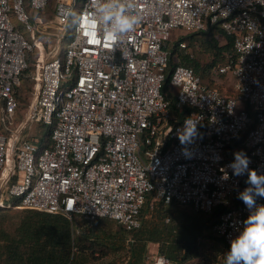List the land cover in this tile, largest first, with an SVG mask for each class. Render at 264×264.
I'll list each match as a JSON object with an SVG mask.
<instances>
[{
	"label": "built area",
	"instance_id": "built-area-1",
	"mask_svg": "<svg viewBox=\"0 0 264 264\" xmlns=\"http://www.w3.org/2000/svg\"><path fill=\"white\" fill-rule=\"evenodd\" d=\"M139 5L142 23L106 47L60 12L78 17L94 10V0H0V209L107 219L133 232L149 196L203 214L226 206L213 229L231 249L251 214L238 199L248 185L229 167L234 154L245 153L249 168L264 175V0ZM215 25L233 39L216 71L234 79L235 96L177 66L170 87L186 115L174 124L163 92L168 44L175 32ZM188 120L197 134L182 144ZM35 123L49 128L46 138L27 134ZM161 261L170 264L159 255L153 264Z\"/></svg>",
	"mask_w": 264,
	"mask_h": 264
},
{
	"label": "trees",
	"instance_id": "trees-1",
	"mask_svg": "<svg viewBox=\"0 0 264 264\" xmlns=\"http://www.w3.org/2000/svg\"><path fill=\"white\" fill-rule=\"evenodd\" d=\"M219 36L227 39L226 46H220ZM182 42L187 44L189 51L185 54L179 47ZM168 47L171 55L163 92L171 102L172 123H181L186 115L177 108L170 87V76L177 66L191 68L203 84L218 88L225 96H235V93L232 96L228 93V88H219L213 83V70L217 78H227L218 74L215 68L219 63L223 65L226 55L233 52V39L220 25L188 33L170 42ZM191 48H196L195 53L211 57V62L202 64L191 53ZM178 208L182 207L153 201L149 196L140 214L141 227L133 232L107 219L90 222L79 216L71 221L61 215L29 210L17 212L19 221L13 233L0 226V264H96L125 248H128L126 259L106 264H150L151 245H157L158 255L168 259L170 264H226L225 255L230 248L213 227L227 207H217L210 214L183 207L190 209L194 213L192 216ZM11 214L8 209H0V221ZM179 219V222H186V226L175 223ZM208 251L213 253L208 254ZM197 261L199 263H195Z\"/></svg>",
	"mask_w": 264,
	"mask_h": 264
},
{
	"label": "clouds",
	"instance_id": "clouds-1",
	"mask_svg": "<svg viewBox=\"0 0 264 264\" xmlns=\"http://www.w3.org/2000/svg\"><path fill=\"white\" fill-rule=\"evenodd\" d=\"M95 7L91 12H83L78 17L75 13L61 7L63 17H75L77 29L89 40L104 42L106 47H114L142 23L139 0H94ZM185 121L183 131L179 133L182 144L192 141L197 134L196 124ZM250 158L243 152L234 154V162L229 165L233 175H247L248 187L240 192L238 199L251 210L243 222L244 227L237 238L231 241V249L226 253V264H264V205L257 206V198H264V175L251 170ZM224 171V169H221ZM224 180L229 179L225 174ZM161 264H164L161 261Z\"/></svg>",
	"mask_w": 264,
	"mask_h": 264
},
{
	"label": "rangeland",
	"instance_id": "rangeland-1",
	"mask_svg": "<svg viewBox=\"0 0 264 264\" xmlns=\"http://www.w3.org/2000/svg\"><path fill=\"white\" fill-rule=\"evenodd\" d=\"M52 8V6L50 7V9ZM80 8L77 9V12H79ZM73 24L70 25V28H69V31H68V39L65 40L61 45H60V48H59V52H58V57H62L64 52L67 50L70 42H71V39H72V36H73ZM184 35H187L185 34L184 32H175L174 35H173V39H172V42H175L177 41L181 36H184ZM218 42L220 44V46L224 47L228 44V41L227 39L224 37V36H219L218 37ZM192 49V50H191ZM190 51L192 54H194V56L196 57V59L198 58L200 60V62L202 64H207L209 62H211V57H209L208 55H204L202 53L198 54L195 53L196 52V48H191ZM199 50V48H198ZM181 53L185 54L186 52L185 51H182ZM220 65V63L216 66L215 69L218 68V66ZM212 78H213V83L214 85L218 86L219 88H224V89H227L228 88V93L232 96L234 94V79L231 77V76H227L226 79H219L216 77V73H215V70H213V73H212ZM25 93V101L27 102L28 101V97L30 96V85H26V89L25 91H23ZM21 115L19 116L18 119H21ZM27 134L33 138H37V139H44L46 138V136H48L49 134V128L48 127H45L41 124H38V123H35L32 125V127L26 131ZM144 147V145H143ZM180 212L184 213V214H187L189 216H192L194 213L188 209V208H178ZM8 211L12 212V214L10 216H8L6 219H2V221H0V226H2L3 229H6L8 231V233H13L15 231V228L18 224V216L15 214L17 212H22V211H28V210H14V209H8ZM206 217V215H205ZM179 220H177L175 223L181 225L182 226H186V222H179ZM76 224V223H75ZM76 226V225H75ZM116 229V227H115ZM131 237L129 236L128 239H130ZM128 244V243H126ZM127 249L128 248H125L124 250L118 252V254L116 255L115 253H112L108 258L106 259H100L96 264H106L107 262H110L112 260H121L123 261L124 259H126V254L128 253L127 252ZM209 252V251H208ZM213 252H209L208 254H211ZM158 256V246L157 245H151L150 246V255H149V259H148V262H150V264H153L154 263V260L155 258ZM195 263H199V261L195 262ZM190 264H194V263H190Z\"/></svg>",
	"mask_w": 264,
	"mask_h": 264
}]
</instances>
